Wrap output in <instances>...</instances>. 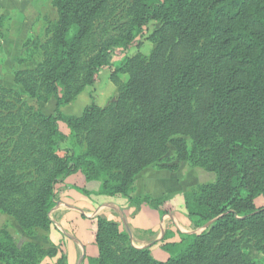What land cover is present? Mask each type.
Masks as SVG:
<instances>
[{
  "label": "trees",
  "instance_id": "1",
  "mask_svg": "<svg viewBox=\"0 0 264 264\" xmlns=\"http://www.w3.org/2000/svg\"><path fill=\"white\" fill-rule=\"evenodd\" d=\"M53 5L57 20L47 25L46 39L26 45L31 57L42 53V63L14 76L27 96L54 98L56 114L45 116L19 92L0 86V212L28 235L49 231L55 188L76 172L100 182V195L123 196L140 207L148 200L134 199L136 178L165 161L173 147L179 162L216 176L184 194L197 228L214 223L165 245L170 258L160 262L100 216L99 257L90 264H262L247 258L243 244L254 243L264 256V207L256 206L264 197V0ZM150 22L158 24L150 54L128 56L111 75L115 100L92 104L81 117L63 114L61 107L111 66V50L128 47ZM5 26L0 17V42ZM59 122L69 126L70 138ZM59 252L53 245L18 246L0 228L4 264H43Z\"/></svg>",
  "mask_w": 264,
  "mask_h": 264
},
{
  "label": "rangeland",
  "instance_id": "2",
  "mask_svg": "<svg viewBox=\"0 0 264 264\" xmlns=\"http://www.w3.org/2000/svg\"><path fill=\"white\" fill-rule=\"evenodd\" d=\"M0 17L6 19L4 38L0 42V86L8 90L19 92L22 102L33 108L35 111H39L45 116L55 115L57 107L56 100L54 98H51L46 102L27 96L24 93L23 88L16 84L14 76L16 71L34 70L42 63V53L38 52L35 56L31 57L28 52L31 46L26 45L29 41L37 39L44 41L46 39L47 25L50 22L57 20V11L53 5V0H0ZM157 27L158 24L156 22H150L143 29V33L135 36L128 47L113 48L111 50V66L104 69L100 76V80L96 81L93 86L87 87L73 102L61 107V112L68 116L81 117L85 110L92 104H96L100 107H106L109 103L115 100L117 96V87L111 81L112 73L115 71V68L122 64L128 56H133L136 53H143L145 55L150 54L153 49V45L149 41V37ZM121 79L123 81H127L128 77L126 75L121 76ZM58 126L61 133L66 135L68 138L71 137L72 132L67 124L59 122ZM61 155H63V153H61ZM150 168L154 174L161 171H167L171 175V178H173L172 181L169 182V186L167 184L164 186L167 191L172 189L170 195L173 208L174 205L177 207L178 199H175L182 191H185L186 193L194 187L206 183H212L216 180V176L212 173H208L200 168H193L189 163L179 162L176 159V153L173 147H170L165 161ZM98 183L100 184V182ZM156 184H158L157 187H159V182H156ZM160 186L162 188V184ZM175 187L177 189H174ZM143 199H145V201L148 200L143 204H151L153 201V199L148 195L138 200ZM178 205H180V203ZM158 206L163 207L164 202H161V204L158 202ZM256 206L258 208L264 207L263 196L256 200ZM179 218L183 220L185 229L190 234H201L214 223V221H212V224L209 223L202 228H197L189 219L187 213L184 217L179 215ZM0 228H6L13 236L18 246L26 243H33L44 248H49L53 245L60 251V248L53 244L50 239L52 225L50 230L47 232L37 230L35 234L28 235L13 218L0 212ZM243 249L245 250L249 260L259 261L264 264V256L257 251L254 243H244ZM98 257L99 250L97 248V255L90 257V261ZM64 258V254H62L56 264H58L60 260L64 262ZM46 259L53 258L48 257ZM45 260L43 264H47L45 263Z\"/></svg>",
  "mask_w": 264,
  "mask_h": 264
},
{
  "label": "crops",
  "instance_id": "3",
  "mask_svg": "<svg viewBox=\"0 0 264 264\" xmlns=\"http://www.w3.org/2000/svg\"><path fill=\"white\" fill-rule=\"evenodd\" d=\"M172 179L167 171L154 174L151 168L144 170L136 178L134 198L142 199L148 195L153 201L137 207L123 196L99 195L100 184L87 181L81 173L68 176L55 188L56 205L50 213V239L60 248V253L56 258L46 259L45 263L56 264L64 254L63 264H90V257L97 255L94 244L96 220L100 216L128 233L135 248H150L157 261L166 262L170 255L164 246L178 242L181 235H190L179 218V215H186L183 199L185 191L175 199H178V208L175 205L173 208L172 189L167 191L164 188L165 184L169 186ZM156 182H159V187ZM158 202H164V206L159 207Z\"/></svg>",
  "mask_w": 264,
  "mask_h": 264
},
{
  "label": "water",
  "instance_id": "4",
  "mask_svg": "<svg viewBox=\"0 0 264 264\" xmlns=\"http://www.w3.org/2000/svg\"><path fill=\"white\" fill-rule=\"evenodd\" d=\"M211 224H212V223H211ZM211 224H210V225H211Z\"/></svg>",
  "mask_w": 264,
  "mask_h": 264
}]
</instances>
